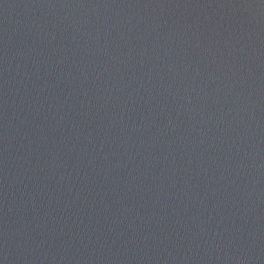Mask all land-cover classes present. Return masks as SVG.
Wrapping results in <instances>:
<instances>
[{
	"label": "water",
	"instance_id": "1",
	"mask_svg": "<svg viewBox=\"0 0 264 264\" xmlns=\"http://www.w3.org/2000/svg\"><path fill=\"white\" fill-rule=\"evenodd\" d=\"M0 264H264V0H0Z\"/></svg>",
	"mask_w": 264,
	"mask_h": 264
}]
</instances>
